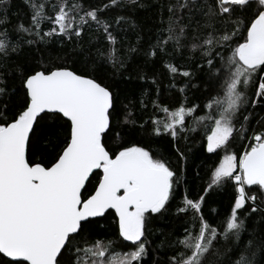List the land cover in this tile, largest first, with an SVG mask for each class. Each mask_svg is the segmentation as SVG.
Returning a JSON list of instances; mask_svg holds the SVG:
<instances>
[{"label": "snow or ice", "instance_id": "6c2138e0", "mask_svg": "<svg viewBox=\"0 0 264 264\" xmlns=\"http://www.w3.org/2000/svg\"><path fill=\"white\" fill-rule=\"evenodd\" d=\"M10 3L0 0V264H152L146 261L148 224L172 211L181 183L171 165L173 153L163 146L175 148L177 163L185 160L175 142L205 121L210 122L207 152L225 153L205 192L234 186V205L220 225L212 226L201 214L204 196L185 195L175 214L191 211L198 230L185 227L183 238L175 240L164 232L158 247L172 254L165 252L166 258L154 264H264V224L242 239L250 213L259 212L264 220V117L252 125L253 110L264 111V0H167L162 5L168 13L167 38L145 54L170 55L169 43L176 53L185 47L199 51L197 67L207 77V97L200 105L181 103L174 109L152 101L164 118L150 117V129L138 125L140 118L128 104L122 106L121 97H128L117 78L124 79L126 62L116 55L112 22L102 18L111 9L143 8L144 0H104L87 8L82 0H23L30 12L27 26L10 25ZM124 20L117 16L114 22ZM45 22L51 25L46 32ZM93 25L109 48L81 51L80 70L67 61L33 66L24 55L25 46L51 43L53 37L75 36L78 42ZM189 27L193 35L185 45ZM164 66L173 78H189L179 89L184 93L193 72L171 62ZM140 105L146 107L143 99ZM198 108L207 114L195 115ZM187 117L192 124H186ZM140 131L144 137L131 139ZM237 143L242 155L229 152ZM113 214L117 239L130 249L115 255V241L92 239L100 219Z\"/></svg>", "mask_w": 264, "mask_h": 264}, {"label": "trees", "instance_id": "16d2710c", "mask_svg": "<svg viewBox=\"0 0 264 264\" xmlns=\"http://www.w3.org/2000/svg\"><path fill=\"white\" fill-rule=\"evenodd\" d=\"M82 2L87 8L102 5L104 0H82ZM166 3L167 0H144L145 7L143 8L132 10L111 9L102 14V18H107L112 22L110 30L117 40L115 45L117 57L126 62V68L123 69L124 79L117 78L120 90L128 97V99H124L123 96L121 97L122 106L128 104L132 109L133 116L140 118L138 125L143 124L145 128L149 129L150 117L153 119L164 118V113L154 108L152 101H158L162 106L174 109L181 103L185 104V106L200 105L207 97V86L203 83L207 77L197 67L202 60L199 51L190 53L189 49L185 47L182 53H176L173 51L171 43H169L166 47L167 51L171 53L170 55L160 53L155 58H152L145 54L150 50L151 45L156 44L158 39L162 40L167 38L168 13L166 7H162ZM8 14L10 25L23 23L27 26L30 23V12L23 3V0H11L8 7ZM117 16H124L125 20L120 24H116L114 19ZM182 23H187V19L182 21ZM41 27L46 32L50 29L51 25L45 22ZM217 27H220V25L217 24ZM204 31L206 32L208 30ZM197 34L200 35V33ZM187 35L188 39L182 41L185 45H188L191 41L193 35L191 27L188 28ZM13 39H16V37L14 36ZM51 40L52 42L47 44L35 43L30 49L25 46L24 55L31 57L33 66L36 61H54L57 64H63L67 61L66 66L80 70L82 68L80 62L85 59V56L78 55L81 51H87L91 48L92 53L95 54L98 47L105 50L109 48L107 40L102 35L96 33L94 25L91 30L85 28L78 42L75 36L71 40L61 37H53ZM130 48H135L136 51L130 52ZM169 62L179 66L181 71L189 70L193 72V76L184 93H181L179 89L185 86L189 78L179 75L173 78L164 66ZM105 66L109 67L111 71L110 66ZM141 75L145 76L146 79H138V76ZM153 79L156 81L155 84L152 83ZM10 83L18 85L19 82L10 81ZM173 84L175 85L174 87L172 86ZM192 85H195V87ZM157 90L159 95L157 94ZM144 93H147V95H144ZM185 97H187L186 100ZM141 99L144 100L146 107L140 105ZM13 101H15V98H13ZM207 111V109H204L201 112L198 108L195 115H206ZM253 111L255 112V116L252 119V125L256 126V121L264 117V111H260L259 106ZM192 123V117H187L186 124L190 125ZM209 124L210 122L205 121L197 126L195 132L180 134L182 138L178 139L175 143L180 147L186 159L179 163H177V157L174 154L175 148H168L166 144L163 146L173 153L171 156V165L179 172L181 183L175 188V199L172 201V211L161 219L153 218L148 224V232L150 233L148 235L150 256L146 258V261L152 262V264L156 260L163 261L166 258L165 252L169 256L172 254L171 249L158 247L160 242L165 238L163 235L164 232L169 234V239L175 240L176 238H183L185 227L193 229L194 231L198 230V217L194 223L193 213L191 211L180 214L179 216L175 214V205L180 204L185 195L193 200H198L201 195L204 196L201 214L205 221L212 226L220 225L226 216L230 214L231 206L234 205L236 195L234 186L214 187L205 192L214 166H218L219 160L225 154L223 150H220L219 157H217V154L207 152L205 126ZM144 135L145 133L140 131L131 137V139L140 140ZM183 137H186V139ZM152 139H163L167 141L170 140V137H152ZM242 143L243 147L247 148L248 141L245 140ZM153 148L157 149L158 146L153 145ZM229 152H238L242 155L243 148L237 143L229 149ZM255 187L253 186V188ZM256 203L257 205H261V198L259 196H257ZM245 223L248 231L242 234V239L248 237L253 227L258 229L261 224H264V220L261 219L259 212L250 213ZM97 231L99 234L94 235L92 237L93 240H102L104 242L109 240L115 241L111 250L113 255L130 250L124 247L117 239V225L114 214L109 215L107 219L101 218L100 224L97 226ZM127 243L124 242L125 245Z\"/></svg>", "mask_w": 264, "mask_h": 264}]
</instances>
